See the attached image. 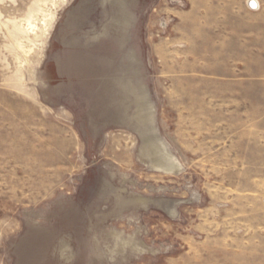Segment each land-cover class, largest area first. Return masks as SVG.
<instances>
[{
  "label": "rangeland",
  "instance_id": "obj_1",
  "mask_svg": "<svg viewBox=\"0 0 264 264\" xmlns=\"http://www.w3.org/2000/svg\"><path fill=\"white\" fill-rule=\"evenodd\" d=\"M251 1L0 0V264H264Z\"/></svg>",
  "mask_w": 264,
  "mask_h": 264
},
{
  "label": "bare ground",
  "instance_id": "obj_2",
  "mask_svg": "<svg viewBox=\"0 0 264 264\" xmlns=\"http://www.w3.org/2000/svg\"><path fill=\"white\" fill-rule=\"evenodd\" d=\"M252 9H257L258 7H259V3H258V1H256V0H254V2H253V7L252 6H250ZM169 166V165H168ZM166 167V166H165Z\"/></svg>",
  "mask_w": 264,
  "mask_h": 264
},
{
  "label": "water",
  "instance_id": "obj_3",
  "mask_svg": "<svg viewBox=\"0 0 264 264\" xmlns=\"http://www.w3.org/2000/svg\"><path fill=\"white\" fill-rule=\"evenodd\" d=\"M253 2H254V1H251L250 4H249V5L252 6V7H253Z\"/></svg>",
  "mask_w": 264,
  "mask_h": 264
}]
</instances>
